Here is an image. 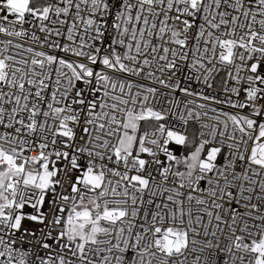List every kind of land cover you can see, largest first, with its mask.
I'll return each mask as SVG.
<instances>
[{
	"label": "snow or ice",
	"instance_id": "snow-or-ice-1",
	"mask_svg": "<svg viewBox=\"0 0 264 264\" xmlns=\"http://www.w3.org/2000/svg\"><path fill=\"white\" fill-rule=\"evenodd\" d=\"M0 264H264V0H0Z\"/></svg>",
	"mask_w": 264,
	"mask_h": 264
}]
</instances>
